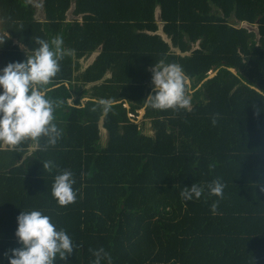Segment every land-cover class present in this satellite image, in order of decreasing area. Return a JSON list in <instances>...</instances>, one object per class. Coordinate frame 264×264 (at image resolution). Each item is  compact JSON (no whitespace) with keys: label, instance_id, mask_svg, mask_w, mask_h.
I'll use <instances>...</instances> for the list:
<instances>
[{"label":"trees","instance_id":"16d2710c","mask_svg":"<svg viewBox=\"0 0 264 264\" xmlns=\"http://www.w3.org/2000/svg\"><path fill=\"white\" fill-rule=\"evenodd\" d=\"M36 1L38 15L0 0V68L31 55L37 37L62 38L47 86L62 135L45 150L0 145V264L19 247L20 211L37 209L74 240L54 264H93L98 248L111 264H264V0ZM160 61L189 76V107L138 119ZM85 97L114 105L105 115L78 106ZM64 169L77 198L61 207L51 184ZM217 179L219 198L207 188ZM193 183L204 193L184 201Z\"/></svg>","mask_w":264,"mask_h":264},{"label":"clouds","instance_id":"9594fccd","mask_svg":"<svg viewBox=\"0 0 264 264\" xmlns=\"http://www.w3.org/2000/svg\"><path fill=\"white\" fill-rule=\"evenodd\" d=\"M4 40H0V44ZM35 49L31 55L20 62H10L0 68V145L10 149L22 142L31 140L40 150L55 146L62 135V129L55 121V106L47 96V86L60 68L64 56L62 38L56 36L49 41L37 37ZM151 84L153 93L144 101L143 109L152 110H187L190 104L192 84L183 68L176 63L160 61L152 66ZM101 106L107 115L114 101L111 99L84 98ZM72 103V98L67 100ZM81 101L78 106H83ZM215 123V121H213ZM41 138L45 143L39 145ZM51 162L43 167L49 168ZM73 172L67 169L59 171L51 184V196L58 206H67L77 198L73 185ZM208 194L221 197L224 185L217 179L207 185ZM264 191V188H261ZM204 193V186L193 183L183 187L179 195L184 201L199 199ZM215 210V203L212 205ZM14 236L19 247L10 250L8 264H54L73 254L75 247L69 234L52 221L41 210L20 211L16 217ZM93 264H111L108 253L103 248L93 251Z\"/></svg>","mask_w":264,"mask_h":264},{"label":"water","instance_id":"95a60500","mask_svg":"<svg viewBox=\"0 0 264 264\" xmlns=\"http://www.w3.org/2000/svg\"><path fill=\"white\" fill-rule=\"evenodd\" d=\"M241 27L247 29L248 31H253L254 33L257 32L256 27H250V26H248V25H246V24H241ZM99 51H100V49H98L95 53L92 54V56L90 57L89 64L92 63V61H93L94 58L97 56V53H98ZM230 72H232L233 74H235V71L232 70V69H230ZM214 75H215V72L210 73L209 76H208L206 79H204L203 81L212 78ZM83 101L85 102V100H83ZM125 107L127 108V105H125ZM142 109H143V108H142ZM142 109L139 111V117H138V119H140V118L142 117V115H144V110H142ZM99 128L102 129L101 126H100Z\"/></svg>","mask_w":264,"mask_h":264},{"label":"rangeland","instance_id":"374dc122","mask_svg":"<svg viewBox=\"0 0 264 264\" xmlns=\"http://www.w3.org/2000/svg\"><path fill=\"white\" fill-rule=\"evenodd\" d=\"M30 4H32V6L34 7V9H35V11H36V14L38 15L39 14V11H38V4H37V1L36 0H27ZM36 1V2H35ZM68 19H73L72 17H71V15L69 14L68 15ZM163 39H164V37H163ZM89 61H90V58H88L86 61H85V63H84V61H82V65L83 66H85V65H88V63H89ZM148 126V125H147ZM147 132V131H146ZM151 134V133H150ZM102 144V143H101Z\"/></svg>","mask_w":264,"mask_h":264},{"label":"crops","instance_id":"0c3cea01","mask_svg":"<svg viewBox=\"0 0 264 264\" xmlns=\"http://www.w3.org/2000/svg\"><path fill=\"white\" fill-rule=\"evenodd\" d=\"M100 133L102 134V135H104L106 132L103 130V129H100ZM3 147H5V145H2Z\"/></svg>","mask_w":264,"mask_h":264}]
</instances>
